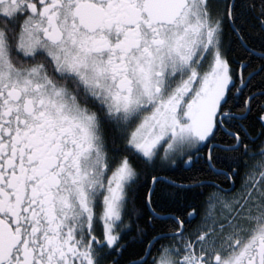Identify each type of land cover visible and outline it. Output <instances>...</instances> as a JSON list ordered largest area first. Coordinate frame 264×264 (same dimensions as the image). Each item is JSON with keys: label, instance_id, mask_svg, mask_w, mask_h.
I'll return each mask as SVG.
<instances>
[{"label": "snow or ice", "instance_id": "snow-or-ice-1", "mask_svg": "<svg viewBox=\"0 0 264 264\" xmlns=\"http://www.w3.org/2000/svg\"><path fill=\"white\" fill-rule=\"evenodd\" d=\"M0 264H264V0H0Z\"/></svg>", "mask_w": 264, "mask_h": 264}]
</instances>
